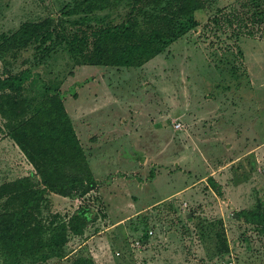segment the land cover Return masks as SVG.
Segmentation results:
<instances>
[{"label":"rangeland","instance_id":"rangeland-1","mask_svg":"<svg viewBox=\"0 0 264 264\" xmlns=\"http://www.w3.org/2000/svg\"><path fill=\"white\" fill-rule=\"evenodd\" d=\"M79 1L0 0V34L45 19L52 34L0 57V78L30 70L33 102L45 86L61 91L97 181L48 191L34 216L47 236L86 209L54 264H264L259 225L237 215L264 210V0H194L184 31L192 17L178 18L175 0L65 14ZM170 18L180 34L141 66L88 62L92 31L131 20L148 33ZM74 35L85 38L70 47ZM32 170L0 133V185Z\"/></svg>","mask_w":264,"mask_h":264},{"label":"trees","instance_id":"trees-1","mask_svg":"<svg viewBox=\"0 0 264 264\" xmlns=\"http://www.w3.org/2000/svg\"><path fill=\"white\" fill-rule=\"evenodd\" d=\"M109 1L82 0L65 14L76 12L82 6L91 13L108 6ZM175 1L178 18H193L199 8L194 0H184V5L179 0ZM178 18L165 20L148 33L141 31L131 20L100 27L91 33L92 51L87 60L99 66H141L160 54L168 42L180 34L178 32L197 24L194 18L188 19L187 26L183 25L181 31L174 32ZM49 23V19L26 22L10 34L1 33L0 57L8 52L16 54L32 42L51 38L52 34L46 28ZM84 38L74 35L67 44L72 47L75 42L82 43ZM30 78L28 69L0 78V133L13 140L33 168L28 175L0 185V201L4 199L0 211V255L5 264L56 263L63 256L61 249L65 231L83 232L86 209H79L66 223L53 226L44 236L43 227L34 216L46 193L50 191L62 196L84 194L97 185L85 150L65 109L61 91L45 86L44 94L33 102L22 95L23 83ZM209 180L215 187L212 178ZM237 215L259 225L264 235V210H241Z\"/></svg>","mask_w":264,"mask_h":264},{"label":"crops","instance_id":"crops-1","mask_svg":"<svg viewBox=\"0 0 264 264\" xmlns=\"http://www.w3.org/2000/svg\"><path fill=\"white\" fill-rule=\"evenodd\" d=\"M27 160V159H26ZM28 164L31 166V164L28 162Z\"/></svg>","mask_w":264,"mask_h":264},{"label":"built area","instance_id":"built-area-1","mask_svg":"<svg viewBox=\"0 0 264 264\" xmlns=\"http://www.w3.org/2000/svg\"><path fill=\"white\" fill-rule=\"evenodd\" d=\"M177 126H179V124H177Z\"/></svg>","mask_w":264,"mask_h":264}]
</instances>
